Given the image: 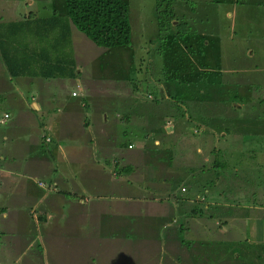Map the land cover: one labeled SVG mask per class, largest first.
<instances>
[{
    "label": "rangeland",
    "instance_id": "obj_1",
    "mask_svg": "<svg viewBox=\"0 0 264 264\" xmlns=\"http://www.w3.org/2000/svg\"><path fill=\"white\" fill-rule=\"evenodd\" d=\"M125 1L131 43L96 48L77 29H71L70 36L65 38L67 41L72 39L79 61L87 62L86 67L98 74L87 84L91 86L89 90L92 89L90 94L93 96L84 94L67 100L80 99L86 105L80 120L88 123L87 130L93 119H97L95 129L100 146L93 142L92 152L99 163L98 171L103 166L114 169V163L121 164L124 157L136 163L140 155L146 158L145 163H141L143 168L146 160L152 157L153 162L160 163L158 169L146 170L145 175L149 177L143 175L140 183L145 186V194L154 192L156 200L166 197L160 186L164 184L163 178L172 173L170 191L180 198L179 207L165 203L150 232V238L160 242V249L156 250L161 256L160 264H264V2L173 0L171 10H168L166 3L158 4L159 0ZM5 2H10L15 11L13 17L0 16V33L5 37L8 32L15 39L18 34L10 27L15 22L22 21L19 26L44 24L48 29L45 16L51 14V9L64 12V0H0V5ZM227 4L233 6V13L225 18L222 13L224 6L229 7ZM157 6L160 9L157 15L168 16L165 24L155 18ZM171 11L180 12L170 16ZM41 17L43 20L36 22L35 19ZM180 19L186 26L182 24V38L177 39L173 23ZM27 38L26 41L33 45L35 35L29 33ZM59 50L61 44L52 56ZM89 57H94L95 61L89 64ZM256 64L258 69H255ZM3 72L1 66L0 75ZM91 98L95 103L103 102L106 119H109L107 126L99 123L103 122L100 120L102 113L98 107H93ZM57 106L53 107L56 109ZM58 115L61 117L62 112ZM17 121H20L19 117ZM77 122V116L67 114L61 127L64 135L77 140L81 133L76 127ZM7 128L0 124V146L13 149L12 138L2 136L9 133L24 136L23 131H8ZM33 133L34 138L39 136V127ZM24 134L29 137L30 133ZM116 134L120 150L115 149ZM46 135L51 139L44 142L43 148H53L57 153L54 138ZM18 140L24 142L21 138ZM80 141L83 143V138ZM128 142L130 146H127ZM33 147L37 146L17 147V154L23 157L20 164L33 171L72 170L70 162L84 156L64 146L65 152L58 148L63 157L48 154L50 160L46 157L43 162V149H31ZM156 148L158 151L152 152L151 149ZM109 156L113 160L110 161ZM170 159L171 166L166 161ZM84 161L91 166V160L85 157ZM10 167L19 168L12 163ZM152 172L156 182L153 192L147 185L151 182ZM256 172L259 177L252 174ZM84 177L88 175L65 178L75 190L81 186ZM58 178L63 179V176ZM66 184L59 182L58 189ZM87 185L85 192L76 190V193L83 194L82 199L99 200L88 194ZM91 186L95 188V184ZM120 208L109 207L108 213L111 215L116 211L117 214ZM15 210L21 212L17 216H22L23 220L33 215L22 205ZM94 211L106 214L107 208L99 206ZM49 231L53 234L61 232L57 225H52ZM63 235L65 239L62 243L56 241L49 249L50 253L56 252L58 243L67 246L76 240L73 235L60 236ZM79 244L83 248L86 243L81 240ZM105 248L106 240H97L96 249ZM65 251L67 256L70 255L73 246ZM78 257L80 255H75Z\"/></svg>",
    "mask_w": 264,
    "mask_h": 264
},
{
    "label": "crops",
    "instance_id": "obj_2",
    "mask_svg": "<svg viewBox=\"0 0 264 264\" xmlns=\"http://www.w3.org/2000/svg\"><path fill=\"white\" fill-rule=\"evenodd\" d=\"M227 6L229 7L224 6L222 13L225 17L232 16L233 13L231 11L233 6L229 4ZM14 11L15 8L10 2L0 5V16L13 17L11 15ZM48 16L50 15L45 18ZM43 17L35 19L36 22L43 20ZM8 20L11 19L8 18ZM179 21L182 20H177L173 26ZM18 23L22 21L10 26L13 29L12 32L18 34L17 39L7 34L8 32L3 31L6 34L5 37L0 33V69L1 66L4 68L3 74L0 75V86H4L3 89L0 88V112L4 109L3 114H0V124L8 126V131L14 129L23 131L24 135L4 134L2 137L12 138L11 143L14 148L7 149L0 146V264H160L161 256L156 251L160 249V242L156 243L152 240L150 232L165 203L179 207L173 193L167 195V191L173 186L170 185L172 173L163 178L164 184L160 186L164 189L163 194L166 197L156 200L157 197H154L155 194L152 191L156 188V182L153 180L155 173L152 172L151 182H147L153 193L146 192L145 194V186L140 183L143 175L146 178L149 177L145 175L146 170L158 169L160 163L153 162L154 158L149 157L142 168L141 163H145L146 159L142 157L143 155H140L141 158L137 159L136 163L122 157L121 164L114 163V169L103 166L98 171L97 164L99 163L96 162L92 152L94 147L92 143L99 145L95 129L97 119H93L92 126H87L89 130L91 126V130H87L85 127L88 123H81L80 120L86 105L80 99L67 101L69 97H82L84 94L89 97L93 96L92 93L90 94L92 89L89 90L91 86L87 84L94 81L98 74L92 73L89 66L86 67L87 62L79 61L72 39L68 41L65 39L70 36L69 34L64 37V27L67 26L65 19L59 20L61 25H57L56 29H53L49 23H47L48 29L44 27V24L37 26L33 23V25L19 26ZM71 29L76 31L70 23V33ZM22 32L26 35H20ZM29 33L35 35L33 45L26 41ZM131 41L132 37L130 43ZM60 44L61 50L52 56ZM94 46L97 48L95 44ZM6 56L15 63L11 69L6 67ZM18 61L20 63H17ZM87 61L90 64V61H95V59L89 57ZM21 65L23 67H20ZM59 68L68 72L67 75H60ZM12 69L15 74L11 72ZM100 78H97V81ZM72 87L74 89L71 90ZM10 96L20 104H15ZM91 103L94 108L98 107L101 110L100 120L103 122L99 123L107 126L106 122L109 119H106L107 111L103 108V102L95 103V100L91 98ZM55 104H58L56 109L53 107ZM45 105L49 106L45 107ZM61 112L62 115L59 117L58 114ZM5 114H8V117L5 118ZM67 114L77 116L76 127L81 131L77 140L64 135L61 129ZM17 117L20 121H17ZM115 125H117L116 120ZM37 127H39V136L34 138L33 130ZM25 132L30 133L29 137L25 136ZM46 134L54 138L57 153L53 148H43L44 142H49L51 139ZM19 138L24 142L21 143ZM82 138L83 143L80 141ZM114 142L117 143L115 149H122L118 136ZM25 144L41 147L44 152L43 162L46 157L49 159L48 154L52 156L56 154L58 158L63 157L64 155L58 148L65 152L64 146H66L74 152L83 153L88 160L92 161V167L89 163L85 164L83 156L78 161L70 162L71 166L73 165L72 170L51 168L41 170V172L37 169L34 171L27 169L24 164H20L23 157L17 154L18 145ZM74 144H80V146L76 147ZM128 144L130 146L129 142ZM37 147L31 149H37ZM10 151L15 152L9 155ZM109 158L110 161L113 160L111 156ZM11 163L19 168L10 167ZM45 165L48 166V164ZM85 173L88 177L81 180L82 188L79 186L74 190V185L71 183L70 187V181L66 182L68 179L65 177L71 179L73 175L83 176ZM58 176H63V179ZM59 182H65L68 185H62L58 189ZM85 184L89 189L88 194H92L91 197H97L99 200L82 199L83 194L76 193V190L85 192L87 190L84 189ZM92 184H95V188L91 186ZM64 196L69 198L66 200ZM19 205L25 206L26 211L28 208L33 212V215L29 216L30 220H28L29 217L23 220L22 216H17L21 214L15 210V207ZM115 205L121 206L120 211L117 214L115 211L110 215L108 208ZM99 206L107 208V213L96 214L94 210ZM65 207L67 210H64ZM52 225H57L61 232L53 234L49 231ZM62 234L70 237L73 235L76 240L67 246L58 243L55 248L56 252L50 253L49 249H52L56 241L62 243L65 239L64 235L60 236ZM81 240L86 243L83 248L79 247ZM97 240H106V248L96 249ZM91 243H93V248ZM70 245L73 246V251L67 256L65 248ZM156 245L158 247H155ZM75 255H80V257L75 258Z\"/></svg>",
    "mask_w": 264,
    "mask_h": 264
},
{
    "label": "trees",
    "instance_id": "obj_3",
    "mask_svg": "<svg viewBox=\"0 0 264 264\" xmlns=\"http://www.w3.org/2000/svg\"><path fill=\"white\" fill-rule=\"evenodd\" d=\"M172 1L173 0H159L158 4L162 5L163 3H166L167 9L171 10ZM37 9H39L38 6ZM158 13H160V9L157 6L156 13H154L155 18L157 22L165 24L168 16H159L157 15ZM170 13V16H176L177 14L172 11ZM62 18L65 19L67 23V26L64 27V37L69 36V25L71 23L97 47L111 48L120 45H127L131 40L130 24L128 20V4L125 0H64V12H56L51 9V14L46 19L52 28L56 29L57 25L60 24L59 20ZM182 24L186 26V24L184 22L182 23L181 21L174 25L173 30H176L178 37H176L175 34L173 37H176L177 39L182 38L180 35V33H182L181 28L184 27ZM176 38L174 40H177ZM175 42L176 44L178 43V41ZM165 43L169 42L166 41ZM5 63L8 69H11V67L15 66V63L11 62L7 56L5 58ZM254 66L258 67L257 64ZM59 69L60 75H67L68 72H65L61 68ZM11 72L15 74L13 69ZM223 83H225V81H223ZM128 145L129 144H127V146ZM157 149L158 148H156V150H151L152 152H156L158 151ZM169 161H171V159L168 160L167 163ZM171 165L172 164H170V166ZM252 174L258 176L257 172ZM259 188L260 187L258 186V189ZM170 190L167 191V195L172 193ZM254 191H257V189ZM253 195L257 196L255 193H253ZM179 199L175 197V200L178 204ZM181 229L183 230V227H180V230Z\"/></svg>",
    "mask_w": 264,
    "mask_h": 264
},
{
    "label": "built area",
    "instance_id": "obj_4",
    "mask_svg": "<svg viewBox=\"0 0 264 264\" xmlns=\"http://www.w3.org/2000/svg\"><path fill=\"white\" fill-rule=\"evenodd\" d=\"M4 116H5V118H6V117H7V114H5Z\"/></svg>",
    "mask_w": 264,
    "mask_h": 264
},
{
    "label": "clouds",
    "instance_id": "obj_5",
    "mask_svg": "<svg viewBox=\"0 0 264 264\" xmlns=\"http://www.w3.org/2000/svg\"><path fill=\"white\" fill-rule=\"evenodd\" d=\"M5 117V116H4ZM8 117V116H7Z\"/></svg>",
    "mask_w": 264,
    "mask_h": 264
}]
</instances>
